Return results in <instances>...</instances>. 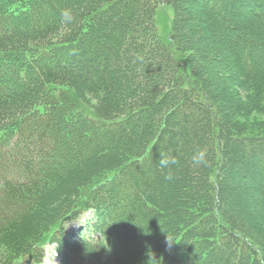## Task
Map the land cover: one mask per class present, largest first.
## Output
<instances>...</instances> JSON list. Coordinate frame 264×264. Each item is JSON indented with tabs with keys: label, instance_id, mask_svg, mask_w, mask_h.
Masks as SVG:
<instances>
[{
	"label": "trees",
	"instance_id": "16d2710c",
	"mask_svg": "<svg viewBox=\"0 0 264 264\" xmlns=\"http://www.w3.org/2000/svg\"><path fill=\"white\" fill-rule=\"evenodd\" d=\"M46 244L56 264H264V0H0V264Z\"/></svg>",
	"mask_w": 264,
	"mask_h": 264
},
{
	"label": "clouds",
	"instance_id": "9594fccd",
	"mask_svg": "<svg viewBox=\"0 0 264 264\" xmlns=\"http://www.w3.org/2000/svg\"><path fill=\"white\" fill-rule=\"evenodd\" d=\"M60 16L61 21L66 24H71L74 20V13L71 9L62 10ZM190 161L194 167H206L209 163L207 149H195L190 156ZM157 164L159 168L166 171L165 180L172 181L174 179L172 169L179 165L178 158L172 154L160 153Z\"/></svg>",
	"mask_w": 264,
	"mask_h": 264
},
{
	"label": "rangeland",
	"instance_id": "374dc122",
	"mask_svg": "<svg viewBox=\"0 0 264 264\" xmlns=\"http://www.w3.org/2000/svg\"><path fill=\"white\" fill-rule=\"evenodd\" d=\"M170 14H171L170 10L162 6L159 7L157 10L156 20L158 23L159 30L164 38L166 34L168 33V22H169ZM46 259L47 260L49 259L50 261L52 260L51 262L56 261V258L51 259L48 257ZM47 260H45L44 264H49Z\"/></svg>",
	"mask_w": 264,
	"mask_h": 264
}]
</instances>
